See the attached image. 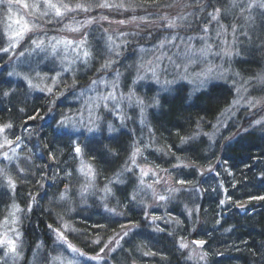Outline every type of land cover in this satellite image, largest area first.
<instances>
[{
    "label": "trees",
    "instance_id": "16d2710c",
    "mask_svg": "<svg viewBox=\"0 0 264 264\" xmlns=\"http://www.w3.org/2000/svg\"><path fill=\"white\" fill-rule=\"evenodd\" d=\"M112 16V21L117 18ZM99 54L95 51L92 69L105 62L98 60ZM90 75L77 79V90L88 85ZM73 97L30 94L22 83L0 76V125H12L8 136L21 149L17 162L3 166L15 189L0 196V221L12 204L18 205L27 253L43 250L50 256L53 232L66 224L70 244L86 256L100 254L107 243L106 251L116 248L101 264H197L187 262L180 246L193 240L207 243L203 264H264V137L232 127L221 131L212 145L205 138L193 142L211 134L233 98L232 89L213 85L190 100L180 86L149 115L150 136L161 155L150 153L148 164L172 182L163 202L141 201L129 183H114L111 196L102 200L101 188L129 166L138 129L109 133L100 128L97 136L73 138L59 129ZM129 126L136 128V123ZM76 145L81 160L95 171L96 198L79 197ZM208 168L213 171L206 176ZM123 180L128 182L127 176ZM65 193L68 198L60 201Z\"/></svg>",
    "mask_w": 264,
    "mask_h": 264
},
{
    "label": "rangeland",
    "instance_id": "374dc122",
    "mask_svg": "<svg viewBox=\"0 0 264 264\" xmlns=\"http://www.w3.org/2000/svg\"><path fill=\"white\" fill-rule=\"evenodd\" d=\"M137 1L52 0L53 3L68 4L73 7L77 3L88 6L86 12L77 9L65 12L62 17H56L52 10L46 9L45 0H24L30 6L39 5L38 9L31 7L24 9L21 4L13 0L11 12L8 11L9 6L6 3H0V61L4 63L0 66V76L4 75L7 81L22 83L30 94L41 93L58 99H67L70 94L74 96L69 102L71 106L67 117L71 118L70 121H66L63 127L59 122L60 131L69 133L73 138L97 136L102 133L100 128H106L109 133H117L119 129H130L136 133L135 130L138 129L139 136L130 150L131 157L136 148L140 149L136 154L135 164L130 159L129 166H125L114 181L101 188V198L103 200L111 196L114 183L120 185L129 183L135 188L134 191L141 201L163 202L159 197L169 194L172 182L153 164H148V159L153 160L149 155L157 157L161 155L156 141L150 136L149 115L157 112L162 98L171 96L176 88L185 87L190 100L196 95L207 92L213 85L228 86L233 91V98L228 108L220 113L211 134L194 137L193 142L205 138V141L212 145L221 131L232 127L239 133L243 130L264 137V9L254 7L250 13L241 11L247 4L252 2L259 4L260 0H236L238 7L235 8L232 7V0H174L163 3L156 0L154 3L148 2V5ZM102 3L113 7L96 6ZM215 8L221 9L219 21L212 20L208 15ZM106 10L111 15L105 14ZM44 12H48V15H43ZM113 14L117 18L112 21L110 17L113 18ZM10 16L12 19H9ZM20 16H23L30 26L35 25V27L25 32L22 37H15L16 47L4 52L2 49L10 47L12 43L10 37L19 27L13 21ZM181 16L187 17V20L180 22L181 26L175 29L165 27L168 20ZM205 21L209 29L207 43L212 46V51L207 57L197 56L189 60L182 55L184 44L188 43V38H192L191 44L195 49L204 46V41L199 38L205 35L202 31ZM219 24H223L227 32L218 37ZM232 25L236 26L235 36ZM72 28H79V31H72ZM242 32L247 33V37L241 35ZM174 35L178 37L176 47H171L167 43L163 49L158 47L166 37ZM141 39L143 44L140 43ZM33 41L37 43L43 41V44L37 47ZM65 41L72 43L66 44ZM227 49L234 53L231 57L216 55ZM85 50L90 52L87 63L83 61ZM95 51L100 52L99 61H114L109 69L102 70L105 62L92 69V61L97 60ZM116 52H119V56ZM162 53L164 56L156 69L159 79L153 78L149 72L144 79L137 80V75H144L145 72V69L139 66L144 64L145 68L149 67L147 65L149 60L155 64V57ZM168 57H171L175 63H170ZM210 66L214 68V72L205 79L202 73ZM90 73L91 80L88 85L77 90V79ZM117 73L120 74L117 95L122 92L127 96L130 91L134 92L137 97L144 100L143 115L140 106L134 102L129 104L126 100L119 104V108H113L110 102V110H106L102 105L96 107L98 98L111 91V82ZM54 80L55 84H53ZM94 80L98 82L96 85L92 84ZM101 80L104 82L101 83ZM29 81L39 87H30ZM48 88H52L51 95L47 91ZM235 100H239V103L233 105ZM90 115L94 120L97 116L100 117L96 120L98 127L93 132L87 129ZM129 123H136V128L130 127ZM109 125L112 126L111 130ZM9 133L8 129L0 132V168L4 165H13L21 157V149L17 142L9 138ZM5 137L7 141H12L10 146ZM5 154L8 159L4 158ZM77 156L79 161L76 167V180L80 182L82 188L79 197L96 198L95 176L90 178L80 171L82 152ZM129 168L131 171H128ZM141 170L147 174L144 175ZM84 171L87 172V168ZM212 171L208 168L205 175L209 176ZM123 176H127L128 182L123 183ZM106 187L110 191L106 192ZM5 191L13 193L5 177L0 175L1 197H5ZM68 196V193H65V198L60 201L66 200ZM136 201L140 202L137 199ZM14 205L18 207L17 204H12L0 221V237L6 235L9 239H15L18 255L5 254L6 248L0 247V264H44L46 260L48 264H101L108 254L116 251V248L106 251L110 246V243H107L100 254L86 256L84 253L80 255L82 252L71 244L79 250L73 252L68 246L70 242L67 239L71 230L63 225L56 230L63 232L67 243L61 240L54 230L51 237L54 244L49 250L50 256H47L43 250L29 254L25 249L22 232L24 223L22 212L16 211ZM140 205L142 206L141 202ZM14 211L15 216H12L11 213ZM184 244L187 245L183 248L186 251L187 262L203 264V249L191 242Z\"/></svg>",
    "mask_w": 264,
    "mask_h": 264
},
{
    "label": "snow or ice",
    "instance_id": "6c2138e0",
    "mask_svg": "<svg viewBox=\"0 0 264 264\" xmlns=\"http://www.w3.org/2000/svg\"><path fill=\"white\" fill-rule=\"evenodd\" d=\"M16 3L21 4V6L24 9H29L30 7L33 9H38L39 5L33 4V5H29L27 2H24V0H15ZM0 3H6L9 7H8V11L11 12V4L13 3V0H0ZM97 7H102V8H110L113 7V5H109L107 3H102V4H98L96 5ZM122 7V5H121ZM232 7H238L236 0H232ZM254 7H259L261 9H264V0H260L259 4H257L256 2H252L247 4V6L243 9H241V11H248L249 13L251 12V9ZM45 8L46 9H50L52 10V12L54 13V15L56 17H62L65 12L68 11H75L77 9L83 10V11H88V6L84 5V4H79L77 3L74 7L70 6L68 4H58V3H53L52 0H45ZM221 14V9L220 8H215L213 12H209L208 15L209 17H211L212 20L215 21H219V17ZM43 15H48V12H44ZM9 19H12V17L10 16ZM166 19V18H165ZM246 19H248L246 17ZM187 20V17L185 16H181V17H176L173 18L171 20H168L167 23L165 24V27L167 28H172L175 29L179 26H181L180 22L181 21H185ZM16 25H18L19 27L14 31V34L10 37V39L12 40V43L10 45V47L8 48H4L2 49V51L4 52H9L10 48H14L16 47V41H15V37H22L23 34L25 32H28L30 30H32L33 27H35V25H31L29 24V22L23 17L20 16L19 18H16L13 21ZM87 23H91V21H87ZM120 23H124V21H120ZM9 27H11V25H9ZM219 31H217V36H221L223 33L227 32V28L223 25V24H219ZM72 31H79V28H72ZM202 31L205 33L204 36H201L199 39H201L202 41H204V46L199 48V49H195L194 46L191 44V39L192 38H188V43L184 44V52L182 53V55L191 60L194 57H207V55L209 53H211L212 51V46L210 44L207 43V34L209 32V29L207 27V21H205V26L202 28ZM232 32H233V36H235L236 33V26L232 25ZM241 35H244L245 37H247V33L242 32ZM178 39L177 36H171V37H166L165 41H161V43L158 45L159 48L163 49L167 43V45L171 46V47H176V40ZM181 42L183 43V39L181 38ZM34 44L37 45V47H40L43 44V41H39V43H37L36 41H33ZM66 44H71L72 41H65ZM141 51H144L143 49H141ZM223 54L225 56L231 57L234 53L232 52V50L227 49V50H223L222 53H216V55H220ZM116 55L119 56V52H116ZM90 56V52L85 50L83 52V61L84 63L88 62V57ZM164 56V53H162L160 56H156L155 57V64L153 63V61L149 60L147 61V65L149 67L145 68L144 64H141L139 67L142 69H145L144 75H137V80H142L145 78V76L151 72L152 77L155 79H159L157 76V72L156 69L159 66L162 58ZM169 62L170 63H175L174 60H172L171 57H168ZM114 61L109 60L106 61L103 65H102V70H107L111 67V64ZM177 67H179V65H177ZM185 71H187V67H185ZM214 72V68H212L211 66L204 72L202 73V75L204 76L205 79L208 78L209 74ZM119 73L116 74L115 79L111 82V91H109L107 94L102 95L98 98V101L96 102V107H100L101 105L106 109V110H110L109 109V102L111 103L113 108H119V104L124 102L125 100L129 103L132 104L133 102L141 107V114L143 115V108H144V100L137 97L135 95L134 92L130 91L128 93L127 96L124 95V93L120 92L119 95H117V91H118V80H119ZM101 83H103L104 81L101 80ZM98 82L97 81H92L93 85H96ZM53 84H55V80L53 81ZM29 85L30 87H39V85H32L31 81H29ZM43 90V89H41ZM47 91L49 92V94H52V88H48ZM237 91H239V89H237ZM8 93H4V95H7ZM52 103H55V101L53 100ZM156 103H158V101H156ZM239 100H235L233 101V105L238 104ZM251 103V102H250ZM228 111H231V109H228ZM31 119H34L35 117H30ZM71 118L65 117V119L60 121V125L63 127L66 124V121H70ZM100 119V117H96V119L94 120L92 118V116L90 115L89 117V121H88V125H87V129L89 132H93L96 130V128L98 127V125L96 124V120ZM121 120H123V117H121ZM82 123V122H81ZM256 123H260V121H256ZM12 125L11 124H6V125H0V132H4L6 129L11 128ZM112 129V126L109 125V130ZM5 140L7 142V144L10 146L12 141H7V138L5 137ZM81 147L79 145H76L74 147V152L77 155L81 154ZM140 151L139 148H136L135 151L132 153V156L130 157L131 161L133 164H135V158H136V154ZM5 159H8L9 157L7 156V154H5ZM81 169L80 171L85 174L86 176L90 177V178H94L95 176V172L92 169L91 165H86L83 163V161H81ZM85 168H87V172H85ZM128 171H131V169L129 168ZM141 172L146 175L147 173H144L143 170H141ZM0 175L4 176L6 179V182L8 184L9 187H11L13 190L15 189V182L14 180L7 175L6 171L3 168H0ZM179 183L183 184L184 181H179ZM106 192L110 191V189H108L106 187L105 189ZM65 198V194H61V199ZM135 197H133L134 199ZM32 199L34 200L35 197H32ZM160 200H164L166 199V197L164 196H160L159 197ZM260 199H264V197H260ZM15 208L16 211H19L20 209L17 206H13ZM29 211L31 210L30 208L28 209ZM12 216H15V211L11 213ZM15 222V220H14ZM65 228H67V225H64ZM58 237L61 240H64L67 243L66 237H64L63 232H59V230H56ZM18 238V237H17ZM194 243L197 246H203V241H194ZM69 248L72 249L73 252H79L78 249L74 248L71 244L68 245ZM182 248H186L187 245L186 244H181L180 245ZM0 247H5L6 248V253H12L14 255H18L17 253V243L15 239H9L6 235L0 237ZM148 253H146L147 255ZM80 255H83V253H80ZM203 258V256L201 257Z\"/></svg>",
    "mask_w": 264,
    "mask_h": 264
},
{
    "label": "water",
    "instance_id": "95a60500",
    "mask_svg": "<svg viewBox=\"0 0 264 264\" xmlns=\"http://www.w3.org/2000/svg\"><path fill=\"white\" fill-rule=\"evenodd\" d=\"M204 243H203V246H197L195 243H194V241H193V243L197 246V247H200V248H205L206 246H207V243L205 242V241H203Z\"/></svg>",
    "mask_w": 264,
    "mask_h": 264
}]
</instances>
